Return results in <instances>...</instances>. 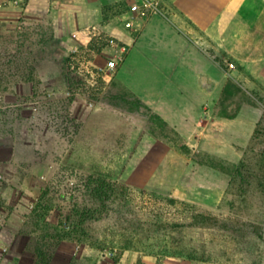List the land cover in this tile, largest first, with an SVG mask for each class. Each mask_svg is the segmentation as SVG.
Here are the masks:
<instances>
[{"label": "rangeland", "instance_id": "1", "mask_svg": "<svg viewBox=\"0 0 264 264\" xmlns=\"http://www.w3.org/2000/svg\"><path fill=\"white\" fill-rule=\"evenodd\" d=\"M3 31L0 23V140L15 141L17 163L26 169L33 161H46L42 177L23 171L0 180V188H7L5 196L0 192V206L10 208L7 217L11 202L22 207L18 214L24 220L13 229L27 237L25 247L33 257L26 264H53L62 241L88 253L83 256L88 261L72 259L75 264H96L104 251H137L139 259L152 256L157 261L192 257L191 264H264V117L245 150L249 172L236 177L226 192L233 163L193 151L129 92L105 82L99 69L80 66L72 53L37 48L36 27L24 26L20 36ZM55 74L63 79L54 82ZM19 81L32 89L22 97L9 96ZM229 91L219 102L224 114L249 101L240 87L231 85ZM256 97L264 102V95ZM98 101L138 112L145 130L187 152L185 166L177 163L171 177L176 182L177 170L183 171L175 188L171 178L170 189L148 187L145 162L127 170L141 131L126 121L113 128L94 109ZM72 102L78 103V113L69 111ZM5 149L1 157L8 156ZM259 158L263 169L257 171L253 164ZM196 160L219 163L222 176L205 187L209 179L192 178ZM200 182L203 186L193 185ZM201 214L208 215L206 223L190 225ZM65 232L75 241L58 239ZM37 250L43 251V259L35 257Z\"/></svg>", "mask_w": 264, "mask_h": 264}, {"label": "crops", "instance_id": "2", "mask_svg": "<svg viewBox=\"0 0 264 264\" xmlns=\"http://www.w3.org/2000/svg\"><path fill=\"white\" fill-rule=\"evenodd\" d=\"M142 1L0 0V23L8 35L20 36L24 26L36 27L37 48L61 51L65 55L72 53L80 66L99 69L105 82L111 81L129 92L193 151H202L209 160L238 163L264 117V102L256 97L257 93L264 95V0H155L158 11L143 7ZM134 3L141 5V12L130 10V4ZM131 18V24L127 25ZM121 46L126 48L123 60L111 72L106 63ZM229 63L233 68L228 67ZM62 79L53 75L54 82ZM231 85L240 87L249 101L234 113L224 114L219 110V102L223 96H230ZM31 89V85L19 81L8 95L22 97ZM94 107L113 128L126 121L141 131L127 170L134 171L139 161L145 162L148 187H176L183 171L177 170L176 182L171 177L177 163L185 166L182 162L187 152L145 130L138 112L105 101L94 103ZM79 109L76 102L69 105L72 113H78ZM14 145L13 140H0V151L6 148L8 152L7 157L0 156V173L4 179L19 177L23 171L30 172L33 178L46 174L43 163L46 161L42 159L33 161L27 169L19 165ZM196 162L199 166L198 170L192 168V178L209 179L205 187L222 176V171L206 160ZM122 177L125 178V173ZM201 182L193 185L201 186ZM1 191L5 196L6 186ZM180 194L177 192V196ZM11 203L10 217H7L10 208L0 206V247H7L6 253L0 249V264H26V259L33 257L25 247L27 237L13 229L24 220L18 214L22 207L17 202ZM86 254L79 245L62 241L52 263L75 264L72 259L80 258L86 262L87 258L83 257ZM138 254L124 251L109 255L104 251L95 262H192L179 256H167L159 261L152 256L139 259Z\"/></svg>", "mask_w": 264, "mask_h": 264}, {"label": "trees", "instance_id": "3", "mask_svg": "<svg viewBox=\"0 0 264 264\" xmlns=\"http://www.w3.org/2000/svg\"><path fill=\"white\" fill-rule=\"evenodd\" d=\"M257 132H258V127H257V129H255V131L253 133V141L256 138ZM260 154H262V152H260ZM246 160L247 159H246V151H245L242 159L238 163H236V164L233 165V169H232V172H231V178L229 180V183H228L226 192L230 189V187L234 183V179L236 177L241 178L243 172H249V166H248V162H246ZM219 161H222V160H219ZM209 164L211 166H213V167H216V168H222V166L219 165V163L215 164V163H212L210 161ZM262 166H263V164H262V158L257 159L255 161V163L253 164L254 169H256L257 171H260L261 169H263ZM121 184H124V183L121 182ZM87 210L90 211L91 209H87ZM195 217L193 218L195 220V222H191L190 225H198V224H202V223L205 224L206 221L209 219L208 215H205V214H203V215L201 214V216H197L196 219H195ZM198 217L200 218V220H199ZM58 239H60V240H71V241H75V239L72 238L70 236V234L67 233V232L62 233V234H59L58 235ZM44 256H45V254L43 253L42 250H37L35 252V257L36 258L43 259ZM190 258L192 259V257H190Z\"/></svg>", "mask_w": 264, "mask_h": 264}, {"label": "built area", "instance_id": "4", "mask_svg": "<svg viewBox=\"0 0 264 264\" xmlns=\"http://www.w3.org/2000/svg\"><path fill=\"white\" fill-rule=\"evenodd\" d=\"M142 6L146 7V8H151L153 11H158V1L155 0H143L142 1ZM130 10L133 12H141V5L134 3V4H130ZM132 21V18L130 20L127 21V25H130ZM126 52V48L121 46L116 52H115V57H113L112 59H109L106 63V68L108 70H110L111 72L115 71L117 69V67L119 66V64L122 62L123 60V56L124 53ZM233 64L229 63L228 67L229 68H233ZM3 179V175L0 173V180ZM1 252L2 253H6L7 252V247L6 246H2L0 247ZM109 255H113L115 252L114 251H109L107 252Z\"/></svg>", "mask_w": 264, "mask_h": 264}]
</instances>
